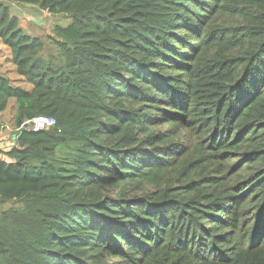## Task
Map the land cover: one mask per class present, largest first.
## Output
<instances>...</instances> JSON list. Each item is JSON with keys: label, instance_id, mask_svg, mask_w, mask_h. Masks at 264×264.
I'll list each match as a JSON object with an SVG mask.
<instances>
[{"label": "trees", "instance_id": "obj_1", "mask_svg": "<svg viewBox=\"0 0 264 264\" xmlns=\"http://www.w3.org/2000/svg\"><path fill=\"white\" fill-rule=\"evenodd\" d=\"M0 44V264H264V0H0Z\"/></svg>", "mask_w": 264, "mask_h": 264}, {"label": "rangeland", "instance_id": "obj_2", "mask_svg": "<svg viewBox=\"0 0 264 264\" xmlns=\"http://www.w3.org/2000/svg\"><path fill=\"white\" fill-rule=\"evenodd\" d=\"M10 14L19 19L20 30L23 34L37 36L41 38L53 37L55 26H66L69 23L68 18L62 14H50L41 11L37 7L19 4H9ZM49 52L54 54V50L49 48ZM8 50L0 44V74L6 75L12 84L22 88L29 86L19 78L8 61ZM14 102L10 101L7 109L0 114V146H11L12 135L14 132L13 125Z\"/></svg>", "mask_w": 264, "mask_h": 264}, {"label": "built area", "instance_id": "obj_3", "mask_svg": "<svg viewBox=\"0 0 264 264\" xmlns=\"http://www.w3.org/2000/svg\"><path fill=\"white\" fill-rule=\"evenodd\" d=\"M26 124L30 130L38 132L53 127L55 125V120L48 116H37Z\"/></svg>", "mask_w": 264, "mask_h": 264}, {"label": "crops", "instance_id": "obj_4", "mask_svg": "<svg viewBox=\"0 0 264 264\" xmlns=\"http://www.w3.org/2000/svg\"><path fill=\"white\" fill-rule=\"evenodd\" d=\"M7 54V57H8V61H10V56H9V53H6Z\"/></svg>", "mask_w": 264, "mask_h": 264}, {"label": "water", "instance_id": "obj_5", "mask_svg": "<svg viewBox=\"0 0 264 264\" xmlns=\"http://www.w3.org/2000/svg\"><path fill=\"white\" fill-rule=\"evenodd\" d=\"M25 128H27V124H25V126H24Z\"/></svg>", "mask_w": 264, "mask_h": 264}]
</instances>
